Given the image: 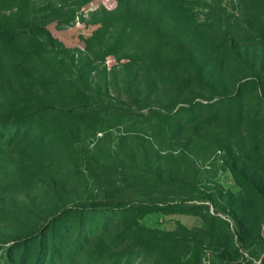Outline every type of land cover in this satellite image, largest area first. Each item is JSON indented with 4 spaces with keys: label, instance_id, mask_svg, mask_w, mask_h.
Returning <instances> with one entry per match:
<instances>
[{
    "label": "rangeland",
    "instance_id": "obj_1",
    "mask_svg": "<svg viewBox=\"0 0 264 264\" xmlns=\"http://www.w3.org/2000/svg\"><path fill=\"white\" fill-rule=\"evenodd\" d=\"M84 101L117 125L85 134ZM187 101L178 155L122 137ZM263 254L264 0H0V264Z\"/></svg>",
    "mask_w": 264,
    "mask_h": 264
},
{
    "label": "trees",
    "instance_id": "obj_2",
    "mask_svg": "<svg viewBox=\"0 0 264 264\" xmlns=\"http://www.w3.org/2000/svg\"><path fill=\"white\" fill-rule=\"evenodd\" d=\"M112 45H113L112 51H115L116 53L120 51L122 47L126 45V43L114 42L112 43ZM146 46H147V52L144 53V50H142L141 48L135 49V50H139L138 51L139 55L129 56V58H131V62L134 63L133 66L136 65L138 67H141V65L144 64V62H147L148 65H151L155 63L156 61L160 60V59L156 60L157 55L163 49L164 45L154 44V43L151 45H146L144 43L141 44L142 48H145ZM141 52L142 54H140ZM188 58L190 59V63H192L193 60L190 57ZM184 59H187V57L177 60V61H173V62H175V64L181 63L185 61ZM201 77H202V71H199V73H197L195 77H191V76L186 77L183 80L184 81L183 84L186 85L185 86L186 88H189L191 85H193V83L202 81ZM197 90H198V93L204 91L203 88H200V89L197 88ZM98 104L99 103H97V101H87V102L84 101L80 103V109H83L82 112L85 115V120L82 122L80 127H81V130H83L85 134L90 135V137H95L98 134L102 136L106 134L107 132H109L108 130H110L111 128H114L117 125L116 123H112L111 125H109L110 122H113L112 120H107V121L100 120L98 112H96ZM194 105L195 104H193L192 101H187L186 105L180 106L177 110L171 111V113L169 114H162L159 120L158 126L157 125L154 126L155 128L159 127V131H157L154 134L143 133V132L135 130V127L130 126L126 131H124V135L122 137L129 138L131 136L142 135V136H145V139L147 140L146 141L147 145L152 150L157 151V153L166 155L164 157H167V156L172 157L174 155H178L179 152H177V149L175 147H172L173 146L172 144L173 143L175 144V141L180 139V134L177 132L178 127L173 129V126H174V123H176L177 125L179 124L176 117L179 118L178 116H180L183 113V111H190V109ZM184 113H187V112H184ZM189 125H190L189 123L186 124L187 127ZM152 202L154 203V201ZM145 208L147 211H151V210H155V208H158V207L154 205H151V206L146 205ZM10 263H12V261L8 260L7 264H10ZM262 264H264V258L262 260Z\"/></svg>",
    "mask_w": 264,
    "mask_h": 264
},
{
    "label": "water",
    "instance_id": "obj_3",
    "mask_svg": "<svg viewBox=\"0 0 264 264\" xmlns=\"http://www.w3.org/2000/svg\"><path fill=\"white\" fill-rule=\"evenodd\" d=\"M263 258H264V254H263L262 257H261V260H263Z\"/></svg>",
    "mask_w": 264,
    "mask_h": 264
}]
</instances>
